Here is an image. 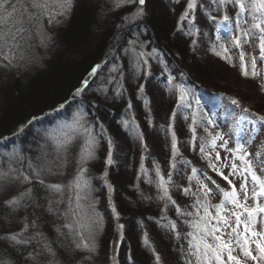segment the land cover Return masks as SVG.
I'll use <instances>...</instances> for the list:
<instances>
[{"label": "trees", "instance_id": "1", "mask_svg": "<svg viewBox=\"0 0 264 264\" xmlns=\"http://www.w3.org/2000/svg\"><path fill=\"white\" fill-rule=\"evenodd\" d=\"M187 4L188 0H146L142 6L133 2L117 8L115 0H73L71 12L66 19L60 18L62 23L57 25L56 36L53 35L56 40L51 38V44L46 43V46L37 42L39 45L35 46L33 54L35 60L26 71L0 68V154L15 146L16 152L34 158L39 155V146L47 142L50 158H54V145L49 138L34 142V135L43 127H58L72 121L81 108L88 119L87 126L98 141L95 158L87 164V176L95 211L102 221L95 252L73 249L69 240L56 231L59 227L66 232L63 225L72 222L71 216L65 219L62 215L68 207L67 191L61 197L49 194L35 182L32 185L19 181L8 184L0 189L2 264H111L108 261L110 235L120 224L124 228L118 264H155L153 253L142 242L145 232L160 254L162 264H181L179 247L183 244L187 248V241L183 238L175 240L171 233L160 227L166 222L160 220L164 202L157 199L155 184L147 183L148 178L158 179L156 165L167 177L173 155L172 133H175L180 153L176 156L178 171L172 178L187 187L186 175L191 174V167L183 160L205 171L199 138L206 134L203 127L197 126L194 149L190 129L193 115L198 125L202 124L201 116L212 117L216 124L221 123V119H236L242 113L231 104L230 98L238 99L253 113H264V107L256 106L257 109L252 110L250 106L255 99L259 105L260 101L263 104L264 93L260 92L257 97L252 95L244 77L234 74L236 78L230 83L218 81L222 71L234 72L235 68L216 54L220 50L214 48L216 25L209 20L208 14L219 16L221 13L214 10L212 0H197V7L191 10V15L196 18L195 28H192L190 18L181 21L188 10ZM139 7L143 8L144 15L126 21L125 17L132 16ZM237 10L228 6L230 16L234 17ZM245 16L252 22L251 17ZM189 32L193 34L189 35ZM220 34L223 43L229 45L227 28L222 27ZM132 41L139 43L133 45ZM131 47L145 53L156 49L140 71L135 67V55L131 51L125 52ZM103 60V65L85 86V76ZM114 68L118 70L113 71ZM180 86L188 92L184 102L179 100ZM77 89L82 91L77 94ZM110 105L114 107L110 108ZM124 121L129 122L127 129L123 126ZM109 138L113 145L111 150L117 153L111 164L107 163ZM80 139L75 137L69 147V173L72 168L76 170V161L84 148ZM2 160L7 161L5 157ZM141 165L147 170V176L142 174ZM14 167L23 165L17 163ZM3 168L6 170L7 164H3ZM105 172L111 189L105 183ZM46 183L66 184L67 180L60 175L48 176ZM30 186L36 203L26 197L22 201L26 206L13 211L5 201L19 197ZM172 196L182 209L193 211L194 197L185 196L176 188L172 189ZM61 199L64 203L53 205L59 207L60 212L49 213L48 200ZM84 203L81 210L86 215L90 212L87 208L90 201ZM115 213H119V218ZM166 215L176 221L182 234L186 233L184 228L186 231L188 226L177 216L174 207L169 206ZM32 221H35V227L31 226ZM26 223L30 227L24 237L42 233L55 256L37 240L21 246L4 238L10 233H20ZM30 252L35 254V260L29 259Z\"/></svg>", "mask_w": 264, "mask_h": 264}, {"label": "snow or ice", "instance_id": "2", "mask_svg": "<svg viewBox=\"0 0 264 264\" xmlns=\"http://www.w3.org/2000/svg\"><path fill=\"white\" fill-rule=\"evenodd\" d=\"M133 2L141 6L145 4V0H115V7L119 8L123 4ZM212 3L215 5L214 10L221 13L219 16L208 14L209 20L216 25L217 43L214 48L221 50L216 54L223 55L224 59H230L229 47L225 46L223 36L220 34L221 28L225 27L230 34L229 46L239 49L242 75L246 78L258 79L261 91L264 92V0H212ZM72 5L73 0H0V68L11 70L24 63H32L35 57L31 55L30 50H34V45L31 43L34 36H38L40 43L45 46L46 42L51 39L46 33L45 19L49 25L62 23L60 18H67ZM229 5L238 9L234 17L228 14ZM196 7L197 0H188V10L181 17V21L190 18L192 28H195L196 18L191 15V10ZM246 13L251 17V23L246 19ZM143 15L144 10L139 7L132 16L125 17V20L134 21ZM196 32H199V29H196ZM188 34L192 35L193 33L189 32ZM253 36H256L258 40V43L255 44V47L259 49L258 56L244 50L245 45L251 42ZM131 43L135 45L139 41ZM193 44H196L195 40H193ZM140 47L143 48L142 43ZM129 51L135 55V67L140 71L147 64V58L152 56L156 49H153L152 53L136 52L135 47L125 49L126 54ZM258 61L260 62L259 67ZM99 68L100 65H95L89 75H95ZM117 70L113 69V71ZM83 84L86 86L88 81H83ZM81 91L82 89H77V94ZM140 91L143 92V86ZM178 93L179 100L184 102L188 95L187 90L180 86ZM230 102L240 109L242 115L235 120L233 129L229 132L218 130L215 120L209 116H201L202 124L198 125L196 116L193 115V124L190 125L193 134L191 143L194 149L197 141L196 128L197 126L204 128L206 135L199 138V152L202 154V158L207 161V167L226 181L229 185L228 188H222L211 176H208L207 171L191 166V162L187 160H183V163L191 167V174L186 175L188 186L185 187L173 180L174 172L178 171L176 156L180 155L174 132L172 133L173 155L167 177L162 174L159 165H156L155 172L158 179L155 181L151 178L147 179V183L155 184L158 190L157 199L164 202L160 220L166 222L161 223L160 227L171 233L175 240L180 241L183 238L187 241V248L183 244L179 247L184 264H247L248 260L254 264H264V174H261L264 173V152L259 148L255 153L249 151L257 139L259 130L264 129V115L251 112L249 108L243 107L238 99L230 98ZM145 106L147 107V101H145ZM188 106L190 107V105ZM174 116L175 113H173V118ZM245 121L253 126L259 122L260 129L247 131L241 127ZM123 126L127 129L129 122L124 121ZM71 132H83L86 142L76 161L75 175L68 184L46 183L48 176L63 175V170L68 164V151L75 136L63 133L62 135L50 134L49 136V140L54 145V158H50L46 142L45 145L39 146V155L34 158L21 155L16 151L8 153L6 170L3 168L5 161L0 160V189L19 181L21 184L27 185H32L35 182L49 194H60L61 197L66 191H71L73 195L67 201L68 207L62 213L65 219L69 216H79L78 210L85 207V201H90L87 204V208L90 209L87 215V224L76 220L63 225L66 232L59 227L56 231L60 236L69 240L71 248L86 249L91 253L96 251L95 233L102 228V221L95 211V200L91 196L92 189L87 176V164L95 158L98 141L91 129L85 127V118L79 113L74 116ZM229 141H232L233 146H229ZM108 144L107 163L111 164L113 162L111 138H109ZM217 148L224 149L228 154L223 160H221L219 151H216ZM17 163L23 167H14V164ZM224 169H228L227 175ZM141 172L147 176V170L143 165H141ZM201 176L206 177L214 185L216 192L222 197L219 203L211 202L213 189L201 179ZM230 177L241 180L239 189ZM104 179L111 189L112 186L107 180V172L104 174ZM193 182H195V191H193ZM173 188L181 190L185 196L194 197L191 205L193 211L189 212L187 208L180 207L172 196ZM26 197L34 204L36 203L31 186L19 197H14L5 203L15 211L26 206L22 204ZM249 200L252 201L251 204H249ZM61 203H64L63 199L48 200L47 211L58 214L59 207L53 205ZM36 206L39 207V204ZM169 206L175 208L177 216L183 220L190 231L182 234L178 230L176 221L167 217ZM115 215L119 218V213H115ZM187 217H191V219H187ZM258 223L261 225L260 230H257ZM31 226L35 227V221H32ZM29 227L30 225L26 223L20 233H10L4 238L13 245L21 246L30 245L33 240H37L38 243H42V247L48 253L55 256L51 244L46 242V237L42 233L36 232L31 237H24V232ZM118 227L121 230L120 238L123 240L124 226L118 225ZM142 242L153 253L155 264H162L161 256L156 252L147 232L144 233ZM237 250L240 255L234 254ZM28 257L35 260V254L32 252L28 254ZM128 258L131 260L130 255ZM112 260L113 264H118L115 256L112 257Z\"/></svg>", "mask_w": 264, "mask_h": 264}, {"label": "rangeland", "instance_id": "3", "mask_svg": "<svg viewBox=\"0 0 264 264\" xmlns=\"http://www.w3.org/2000/svg\"><path fill=\"white\" fill-rule=\"evenodd\" d=\"M246 15H247V13H246ZM248 22L251 23L250 21H248ZM57 25L58 24L49 25V24H47V20L45 19V29H46V33L52 39L55 38V37H53V35L56 36L55 33H57L56 32ZM245 26H247V25H245ZM55 40H56V38H55ZM37 42H40V38L38 36H34L33 40L31 41V43L34 45V48H35V46L39 45ZM46 43L47 44H51V39L48 40ZM256 43H258L257 37L256 36H253L251 38V42L249 44L245 45V48H244L245 52H251L252 54L258 56L259 55V49L255 47V44ZM225 46H228L229 47V53H228V55H229L230 59H224L223 58V55H219L218 57L222 61L226 62L227 64H230V67L231 68H235V71L234 72H231L229 70H225V71L220 70L223 73H221V75L218 77V81L219 82H222V83H230V82H232L234 80V78H236L234 74H238V75H236L237 77L239 75H240V77H244V76L242 75L241 67H240L239 49L238 48H232L228 44L227 45L225 44ZM219 51H221V50H219ZM30 52H31V55L34 54V50H30ZM104 61L105 60L100 61L97 65L102 66L103 63H104ZM30 66H31V63H24V64H21L18 67H15L14 70L17 71V72H22V71H26L28 69V67H30ZM259 66H260V62L258 61V67ZM235 72H237V73H235ZM92 76L93 75L90 76L89 73H88L85 76V78H84L83 81L90 80ZM244 80L248 84L249 90H250V92H251L252 95H254L255 97H257V95L260 94V92L262 93L261 88H260V83H259V80L258 79L244 77ZM255 100H252L251 105H250L252 110L257 109V108H255L256 106H258L259 108L264 107V103L261 104V101H260V105H259L257 103V100L256 101ZM113 107L114 106L110 105V108H113ZM76 112L79 113V114H81V115H85V113L81 110V108L78 109V111H76ZM257 112H259V114H261V115H264V113H262L261 111H257ZM236 119H239V117H237ZM236 119H230V120L228 119L229 121H227L225 119H221V123H219V124L217 123L218 130H221V131H223L225 133L229 132L231 129H233V125H234V122H235ZM72 122H73V120L70 121V122H68V123L62 124L61 126H58V127H54V126H51L49 128L43 127L41 129H39V132H37L34 135L32 141L38 142V141H41V140H43L45 138H49L50 134L62 135L63 133H69V134H73L75 137L82 138V139H80V141L83 144L82 146L85 147V142H86V136H85V134L83 132L72 133L71 132ZM87 124H88V119L85 118V127H88ZM241 127L244 128V129H246L247 131H254L255 129H260V124H259V122H257L256 125L253 126L249 122L245 121ZM91 131L93 133V130L92 129H91ZM226 139H227V137H226ZM229 146L230 147L233 146L232 141H229ZM262 146H264V129H260L259 130L257 139L251 145V147L249 148V151L255 153V152H257V150L259 148L262 152H264V147H262ZM12 148H13V150L3 151L0 154V160H2L4 157L7 159V154L8 153H11L13 151H16L15 150V146H13ZM111 151H112V157H113V159H112L113 162L112 163H114L115 160H116V157L115 156H116L117 153H116L115 150H111ZM216 151H219L221 160H223L228 155L225 152L224 149L217 148ZM201 159L203 160L202 167L205 169V171H207L208 176H211L212 179L215 180L216 183L219 184L222 188H228L229 185L227 184V182L224 181L221 177H219L215 173H213L212 170L207 167V161L205 159H203L202 157H201ZM4 164H7L6 161H5ZM224 171H225V174L227 175L228 174V169H224ZM75 172H76V170H74L72 168L71 169V173H69V166L67 165L64 168V170H63V175H60V176H62L63 178H65L67 180V183L66 184H68L72 180L73 176L75 175ZM261 174H264V173H261ZM201 179H203L206 183H208L209 187L213 189V193H212V196H211V202L213 204L219 203L220 200L222 199V197L216 192L214 185H212L211 182L208 181L207 178L204 177V176H201ZM230 179L233 180V183L236 185L237 189H239L241 180L239 178H234V177H230ZM72 195L73 194L71 193V191H67L66 192L65 196H66L67 201L72 197ZM251 203H252V201L249 200V204H251ZM67 205H68V203H67ZM78 211L80 212V215L79 216H71V218H72L71 221L72 222H75L76 220H80L81 223L87 224V215L88 214H86V215L83 214V211L84 210H78ZM260 227H261V225L258 223L257 230H260ZM77 228H79V225H77ZM188 231H190L189 227H186V231H185V228H184V232H188ZM97 233L98 232L95 233V244L97 243V241H96L97 240V237H98ZM86 235H87V233H86ZM110 236H111L110 237L111 242H110V251L108 253V255H109L108 261H109V263L113 264V260H112V257L113 256H115L116 260L118 261V256H117L118 255V249H119V246H120L121 241H122L121 238H120L121 237V230L119 229L118 226L116 227V229H114V231L111 233ZM234 254L235 255H240L239 250H237V252L234 253ZM181 264H184L182 258H181ZM247 264H254V262H252L251 260H248L247 261Z\"/></svg>", "mask_w": 264, "mask_h": 264}, {"label": "water", "instance_id": "4", "mask_svg": "<svg viewBox=\"0 0 264 264\" xmlns=\"http://www.w3.org/2000/svg\"><path fill=\"white\" fill-rule=\"evenodd\" d=\"M146 1V0H145Z\"/></svg>", "mask_w": 264, "mask_h": 264}]
</instances>
